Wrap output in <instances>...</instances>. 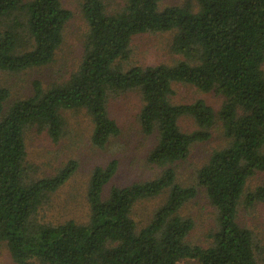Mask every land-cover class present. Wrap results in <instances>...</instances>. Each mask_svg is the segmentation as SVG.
<instances>
[{"label":"trees","instance_id":"obj_1","mask_svg":"<svg viewBox=\"0 0 264 264\" xmlns=\"http://www.w3.org/2000/svg\"><path fill=\"white\" fill-rule=\"evenodd\" d=\"M162 0H82L89 24L77 66L31 93L11 99L0 84V241L18 264H262L254 231L239 212L264 200V185L251 179L264 172V0H198V8L160 7ZM73 11L63 0H0V70L18 73L56 60ZM173 31L172 48L184 59L175 64H133L132 41L146 32ZM175 82L224 96L218 112L205 99L173 101ZM136 90L143 105L142 131L156 134L147 161L161 172L129 184L111 183L119 160L94 166L86 197L85 221L49 217L52 195L76 172L71 159L40 176L29 159L27 132L47 130L54 141L66 133L67 110H83L93 121L91 141L104 148L122 127L111 114L114 96ZM217 113L219 114L217 116ZM192 116L199 129L179 120ZM217 117L229 142L214 149L197 172L217 209L206 245L190 238L195 220L183 212L195 185L179 181L176 164L191 146L208 139ZM111 183V184H110ZM165 201L140 222L142 200Z\"/></svg>","mask_w":264,"mask_h":264},{"label":"rangeland","instance_id":"obj_2","mask_svg":"<svg viewBox=\"0 0 264 264\" xmlns=\"http://www.w3.org/2000/svg\"><path fill=\"white\" fill-rule=\"evenodd\" d=\"M104 1L108 6L117 7L121 0ZM63 2L73 11V16L66 25L65 41L56 60L44 68L18 73L0 70V84L7 85L11 89V99L28 96L35 78H40L47 84L66 74L80 62L89 24L82 10V0H63ZM169 5H184L195 10L198 8V0H162L160 3L161 8ZM173 37V31L146 32L137 35L132 41V55L128 66L175 64L184 59L172 48ZM174 88L176 93L173 95V101L177 103H190L202 98L218 112L224 101L222 94L215 91L205 92L192 83L175 82ZM142 105L141 94L136 90L112 98L110 112L120 122L122 131L104 148L93 145L91 141L93 121L83 110L66 111L68 117L66 133L58 141H54L47 130L40 131L35 126L29 128L27 132L29 159L40 166L41 169L38 171L40 176L54 173L57 167L71 159L79 162V167L73 176L52 195L48 213L54 222L69 218L87 220L89 204L86 191L92 170L97 164L105 165L111 159H118L119 168L111 182L117 184H129L152 178L161 172L158 167L152 166L147 161L148 154L156 143L157 133L146 134L142 131L138 119ZM179 123L186 131L200 128L195 119L188 115L181 117ZM210 134L208 139L195 142L191 146L188 158L176 164L179 181L184 185H195L198 189L197 195L188 201L183 212L195 220L190 238L202 245L208 244L211 240L209 237L216 226L217 209L211 203L205 188L198 184L197 172L214 149L224 147L229 142L218 117L210 127ZM250 184L251 188L264 185V172L256 174ZM165 199V195H161L142 200L135 207V218L142 223L147 221L155 208ZM239 221L254 231L262 249L261 263L264 264V200L251 207L243 206L239 212ZM183 263L198 264L193 260H184ZM0 264H18L12 258L7 242L3 240L0 241Z\"/></svg>","mask_w":264,"mask_h":264}]
</instances>
